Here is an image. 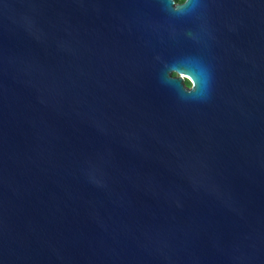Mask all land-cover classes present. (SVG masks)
Here are the masks:
<instances>
[{"label":"water","instance_id":"95a60500","mask_svg":"<svg viewBox=\"0 0 264 264\" xmlns=\"http://www.w3.org/2000/svg\"><path fill=\"white\" fill-rule=\"evenodd\" d=\"M203 3L0 0V264H264V0Z\"/></svg>","mask_w":264,"mask_h":264},{"label":"clouds","instance_id":"9594fccd","mask_svg":"<svg viewBox=\"0 0 264 264\" xmlns=\"http://www.w3.org/2000/svg\"><path fill=\"white\" fill-rule=\"evenodd\" d=\"M171 5L173 11L179 16L188 15L189 11L194 13L205 6L203 0H171ZM180 63L195 65L198 69V76L178 71L175 64L169 68L167 81L182 82L179 88L170 85L178 98L186 102H207L211 97L214 86V78L210 67L198 57H187L176 62V64Z\"/></svg>","mask_w":264,"mask_h":264}]
</instances>
